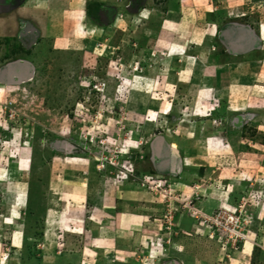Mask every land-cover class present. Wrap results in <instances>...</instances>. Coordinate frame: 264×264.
<instances>
[{"label":"rangeland","instance_id":"rangeland-1","mask_svg":"<svg viewBox=\"0 0 264 264\" xmlns=\"http://www.w3.org/2000/svg\"><path fill=\"white\" fill-rule=\"evenodd\" d=\"M40 1L0 9V264H264V0Z\"/></svg>","mask_w":264,"mask_h":264},{"label":"crops","instance_id":"crops-1","mask_svg":"<svg viewBox=\"0 0 264 264\" xmlns=\"http://www.w3.org/2000/svg\"><path fill=\"white\" fill-rule=\"evenodd\" d=\"M27 1V0H26ZM41 3L43 2V3H47L48 4V2H46V0H41L40 1ZM14 2H13V0H0V9H2L3 7H4V5L5 6H7L8 8H9V6L11 5V4H13ZM50 3L52 4V5H54V2L53 1H50ZM12 7H14V6H10V8H12ZM25 8V6H22V8H19V7H15L14 8V10L15 11H19L20 9H24ZM35 9H37V8H35ZM13 9H12V11H14ZM12 11H11V13H12ZM22 11V10H21ZM10 12V11H9ZM8 17H5V16H1L0 17V23L1 22H4V23H6V20H8L7 19ZM240 25V24H239ZM245 27H247V26H242V27H240V28H238L237 30L236 29H231L230 28V34H238L239 32H241V31H245V30H247ZM248 28V27H247ZM263 32H264V30H262L261 29V39L259 40V41H256V40H254L256 43H258V44H260V43H262L264 40H263ZM251 33H253V32H251V31H248L247 32V34H251ZM229 34V35H230ZM27 35V34H26ZM228 35V37H232V35H230L229 36ZM251 36V35H250ZM245 40V39H244ZM254 41L253 40H250L249 41V45H251V46H249V45H244L243 47H241V50H239V48L237 47V46H235V47H237V51L235 52V53H237L238 51L240 52V53H244V52H246V53H248V52H251V51H253V48L254 47H257L256 45H253L254 44ZM226 44V43H225ZM264 44V43H263ZM233 45V44H232ZM234 45H236V44H234ZM230 49H231V51H232V48H231V46L229 47ZM258 48V47H257ZM257 48L256 49H254L255 51L257 50ZM233 53H234V51H232ZM229 53V52H228ZM230 54V53H229ZM250 105V104H249ZM248 105V107H250ZM109 203V204H108ZM111 202H110V200L108 201L107 199H103V205H102V207L106 210V206L107 205H111L110 204ZM111 207H112V205H111ZM102 213V212H101ZM79 215V214H78ZM98 217H108V216H103V214H101L100 216H98ZM97 216H96V218H94L95 220H98L97 218H98ZM259 219H261V218H259ZM80 221V220H79Z\"/></svg>","mask_w":264,"mask_h":264},{"label":"built area","instance_id":"built-area-1","mask_svg":"<svg viewBox=\"0 0 264 264\" xmlns=\"http://www.w3.org/2000/svg\"><path fill=\"white\" fill-rule=\"evenodd\" d=\"M230 224L233 225V228L234 227H239L240 226V218L236 215V216H231L230 217ZM229 223H226V224H223V222H220V225L224 228L225 227V231L227 230H230V227H229Z\"/></svg>","mask_w":264,"mask_h":264},{"label":"water","instance_id":"water-1","mask_svg":"<svg viewBox=\"0 0 264 264\" xmlns=\"http://www.w3.org/2000/svg\"><path fill=\"white\" fill-rule=\"evenodd\" d=\"M233 46H238V45H234V43H233ZM242 47H243V46H242ZM238 48H239V50H241V49H240L241 47L238 46ZM235 50L237 51V49H235ZM20 81H21V80H20ZM18 82H19V80H18Z\"/></svg>","mask_w":264,"mask_h":264},{"label":"flooded vegetation","instance_id":"flooded-vegetation-1","mask_svg":"<svg viewBox=\"0 0 264 264\" xmlns=\"http://www.w3.org/2000/svg\"><path fill=\"white\" fill-rule=\"evenodd\" d=\"M12 6H14V5H12Z\"/></svg>","mask_w":264,"mask_h":264},{"label":"bare ground","instance_id":"bare-ground-1","mask_svg":"<svg viewBox=\"0 0 264 264\" xmlns=\"http://www.w3.org/2000/svg\"><path fill=\"white\" fill-rule=\"evenodd\" d=\"M31 77V76H30Z\"/></svg>","mask_w":264,"mask_h":264}]
</instances>
